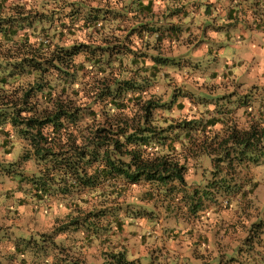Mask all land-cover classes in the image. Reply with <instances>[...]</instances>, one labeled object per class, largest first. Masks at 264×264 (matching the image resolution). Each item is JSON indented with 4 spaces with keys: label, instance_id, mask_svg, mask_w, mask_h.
Wrapping results in <instances>:
<instances>
[{
    "label": "clouds",
    "instance_id": "obj_1",
    "mask_svg": "<svg viewBox=\"0 0 264 264\" xmlns=\"http://www.w3.org/2000/svg\"><path fill=\"white\" fill-rule=\"evenodd\" d=\"M0 264H264V0H0Z\"/></svg>",
    "mask_w": 264,
    "mask_h": 264
}]
</instances>
